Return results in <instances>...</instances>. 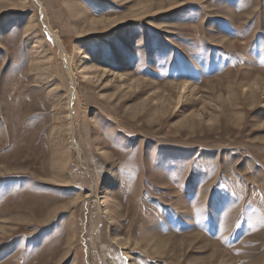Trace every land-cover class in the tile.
Wrapping results in <instances>:
<instances>
[{
    "label": "rangeland",
    "instance_id": "rangeland-1",
    "mask_svg": "<svg viewBox=\"0 0 264 264\" xmlns=\"http://www.w3.org/2000/svg\"><path fill=\"white\" fill-rule=\"evenodd\" d=\"M0 264H264V0H0Z\"/></svg>",
    "mask_w": 264,
    "mask_h": 264
},
{
    "label": "bare ground",
    "instance_id": "bare-ground-1",
    "mask_svg": "<svg viewBox=\"0 0 264 264\" xmlns=\"http://www.w3.org/2000/svg\"><path fill=\"white\" fill-rule=\"evenodd\" d=\"M31 28V26H29V27H26V29L25 30H29ZM32 30V29H31ZM51 34V36L53 37V39L55 40V42L57 43V44H59V41L57 40V38L52 34V33H50ZM35 48H37V46H35ZM84 70H85V68H84ZM85 71H87V70H85ZM67 118H70V112L68 113V115H67ZM25 164V163H24ZM57 175V174H56ZM209 219V218H208Z\"/></svg>",
    "mask_w": 264,
    "mask_h": 264
}]
</instances>
